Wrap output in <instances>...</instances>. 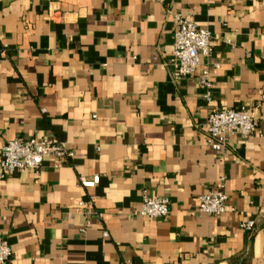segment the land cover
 Wrapping results in <instances>:
<instances>
[{"label":"crops","instance_id":"obj_1","mask_svg":"<svg viewBox=\"0 0 264 264\" xmlns=\"http://www.w3.org/2000/svg\"><path fill=\"white\" fill-rule=\"evenodd\" d=\"M173 13L213 36L208 88L166 65ZM262 93L264 0H0V152L54 136L73 153L0 179L9 264H264ZM242 105L256 132L216 153L207 115ZM221 177L226 211L199 212ZM144 196L169 215L133 214Z\"/></svg>","mask_w":264,"mask_h":264},{"label":"built area","instance_id":"obj_2","mask_svg":"<svg viewBox=\"0 0 264 264\" xmlns=\"http://www.w3.org/2000/svg\"><path fill=\"white\" fill-rule=\"evenodd\" d=\"M172 18L176 26L173 31L172 53L166 65L171 68L175 78L192 76L198 72L199 86L208 88L209 67L205 62L201 64V58L205 60L211 54V32L197 27L194 22L184 19L180 14L173 13ZM205 99L209 100L208 94ZM259 101H264V93ZM256 107L242 105L238 108L221 107L210 111L204 123L207 145L220 153L226 147L228 138L245 139L254 134L257 127ZM72 155L68 144L54 136L8 140L0 152V179L28 169L38 171L47 156L65 160ZM98 181V175L90 179L83 176L79 178V183L84 188H92ZM225 203L224 178L221 177L216 189L199 196L197 210L220 216L226 211ZM132 213L148 218H166L169 215V200L165 197L144 196L140 209ZM98 215L100 216L99 213ZM240 227L250 232L254 230L255 222L252 219L245 220L240 223ZM104 235L107 236V232ZM11 259L12 249L0 235V264H9Z\"/></svg>","mask_w":264,"mask_h":264},{"label":"trees","instance_id":"obj_3","mask_svg":"<svg viewBox=\"0 0 264 264\" xmlns=\"http://www.w3.org/2000/svg\"><path fill=\"white\" fill-rule=\"evenodd\" d=\"M254 232V230L250 231V234H252Z\"/></svg>","mask_w":264,"mask_h":264}]
</instances>
